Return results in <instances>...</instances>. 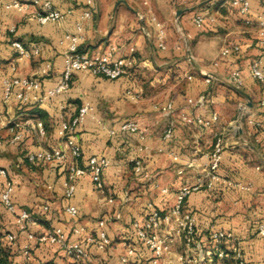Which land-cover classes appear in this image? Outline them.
<instances>
[{
  "label": "crops",
  "instance_id": "obj_1",
  "mask_svg": "<svg viewBox=\"0 0 264 264\" xmlns=\"http://www.w3.org/2000/svg\"><path fill=\"white\" fill-rule=\"evenodd\" d=\"M10 1L0 0V111L4 113L0 123V167H5L15 182L12 198L17 209L28 211L36 221L29 230L42 235L62 228L68 241L80 239L87 244L89 236L98 234V221L107 218L106 230L112 243L106 249L89 243L92 263L125 264L121 256L134 242L132 223L144 220L147 203L152 201L168 211L183 185H194L202 179L203 188L191 193L185 203L195 216L200 238L207 243L214 230L232 232L235 240L228 245L230 257L222 261L236 264L233 248L237 246L248 264H264V236L258 234L259 225L264 223V125L256 128L246 117L244 124L239 125L240 107L247 99L227 84H234L230 76L239 71L243 79L239 88L253 102L252 108L247 107V117L263 121L264 81L251 74L254 61H261L264 67L257 23L247 24L230 0H150L149 5L143 0H95L90 18L85 17L84 0H48L66 16L61 22L46 24L38 20V6L30 5L25 10L8 8ZM263 2L251 0L255 15L261 12ZM179 10L184 12L178 15ZM199 12L206 16L201 29L194 23ZM157 21L166 32L165 48L159 46ZM78 25L82 26L81 31ZM78 34L82 37L80 51L93 54L116 46L117 56L131 55L134 65L129 73L112 80L76 71L70 89L43 104L21 105L15 97L4 100L6 77L37 76L42 79L44 90L55 87L72 43L67 36ZM15 40L39 47L40 54L18 57L12 46ZM234 45L239 49L222 54L224 47ZM47 63L51 70L44 74ZM14 65L16 70L12 69ZM207 73L213 75L210 81ZM129 92L139 94L140 99H132ZM202 95L205 100L200 104ZM170 102V111L158 108ZM86 104L91 109L75 133L82 147L78 164L85 166L93 156L109 159L103 175L105 192L97 191L91 175L86 173L78 178L75 194L67 197L65 182L74 159L58 133L59 118L70 121ZM35 109L48 116L46 134L36 132L15 145L7 144L5 139L13 134V123H24L36 116ZM214 114L219 119L208 128L183 120L185 115L211 118ZM129 120L139 124L145 139L130 132L110 134V129H118ZM169 125L174 133L165 138ZM218 139L223 144L220 180L208 187L207 170ZM54 147L68 153L64 163L33 166L26 159L29 153ZM136 159L142 161V173L134 169ZM69 205L78 209L80 221L67 212ZM75 224L86 228L82 237L72 234ZM0 226L4 234L15 229L21 237H27L19 229L15 215L1 203ZM37 243L34 261L24 255L23 245L27 243L15 247L14 260L35 263L43 259H73L60 245ZM184 249L183 241L176 239L164 264H179ZM149 256V251L138 247L128 264L145 261Z\"/></svg>",
  "mask_w": 264,
  "mask_h": 264
},
{
  "label": "built area",
  "instance_id": "obj_2",
  "mask_svg": "<svg viewBox=\"0 0 264 264\" xmlns=\"http://www.w3.org/2000/svg\"><path fill=\"white\" fill-rule=\"evenodd\" d=\"M87 6L85 17L90 18L94 14L95 0H84ZM150 0H143L145 5H149ZM232 4L236 6L239 13L244 18L247 24L257 23L258 26V41L264 48V2L262 3L261 12L257 15L254 14L251 6V0H232ZM30 5L38 6L41 11L37 15L38 20L42 24L50 22H61L64 20L66 13L57 9L48 0H12L6 4L8 8H15L25 10ZM156 20V19H155ZM206 22L204 13L199 12L194 17L196 27L203 28ZM158 26V41L161 48H165V29L161 22L157 21ZM78 30H82V26L78 25ZM72 43L69 51L65 55L64 69L57 85L51 89L44 90L42 79L37 76L32 77H6L3 81L4 87V100L7 101L15 97L17 101L23 104L34 103L36 105L43 104L47 99L58 94L68 91L71 87V81L76 71H88L97 76L107 79H119L127 75L134 65V59L130 56H117L116 46H110L105 51H99L89 54L79 50V42L81 35H68ZM12 46L16 50L18 57L31 58L38 56L41 49L39 47H28L20 40L12 42ZM238 46H226L222 49L223 55L230 54L233 50H238ZM131 53L134 48H131ZM16 70V66H12ZM51 70V65L46 64L43 73L47 74ZM251 74L255 79L264 81V67L261 61H254L251 65ZM207 80L212 79V75L206 74ZM230 81L236 86L243 85V79L239 71L234 72L230 76ZM134 100L140 99L139 94L132 92L128 93ZM205 96L202 95L198 99V103H203ZM193 102V99H190ZM264 106V101H262ZM162 111H170L173 108L172 102L159 106ZM91 107L86 104L79 110V113L70 121L65 120L62 116L59 118L58 133L64 140V143L69 149L70 155L73 157L74 162L70 166V174L68 180L65 182V194L67 197H72L76 192L77 180L79 177L89 173L92 177L94 188L97 191H103L104 172L109 167L110 161L106 157L93 156L88 159L85 166H80L78 160L82 157V147L76 141V129L81 125ZM240 112L243 117H246L249 124L256 128L264 125L263 121L256 120L253 116L247 117V107L241 105ZM219 116L214 114L211 118H205L200 115H185L183 120L186 124L198 125L200 127L208 128L218 121ZM4 121V113L0 111V123ZM13 134L7 139V144L15 145L19 143L26 135L39 133L46 134L44 122L41 119L30 118L24 123L14 122L12 127ZM130 132L137 134L140 139H145L146 134L140 129L139 124L135 121L129 120L122 123L118 129H110V134L115 135L117 132ZM173 126L169 125L165 131V138L173 136ZM223 144L221 139H218L215 150L211 155L207 176L209 181L208 187H212L215 181L220 180L218 170L222 159ZM68 153L61 147L42 148L37 152L28 154V161L35 164L43 163H64L67 160ZM134 169L136 173L143 172V164L140 159L134 160ZM183 171H180L182 173ZM204 183L202 179H198L194 185H183L176 194L175 204L168 211L159 209L154 202L147 203V213L144 220H136L132 223L134 230V242L127 246L125 253L121 256V261L125 264L130 263L131 259L135 256L138 247L149 251L150 256L146 257L145 261H137L136 264H164V259L171 252L173 242L176 239H181L185 245L184 251L179 255V264H213L216 260H224L230 257V250L228 249L229 242L235 240L232 232L226 230L212 231L205 243L197 234L196 219L194 214L186 209L185 203L187 197L194 191L202 189ZM15 188V182L9 177V172L5 167H0V203L15 215L17 225L21 231L27 233L30 242L36 240L41 243H51L62 246L67 255L75 261L83 262L85 264H92L89 243L96 245L99 249H106L111 245L112 240L106 230V221L99 220V231L96 236H89L82 242L80 239L75 241H68L67 235L62 228H54L51 232L44 233L40 236L32 233L29 226L36 221L33 220L31 214L26 210L19 211L13 201L12 194ZM167 192V189H163ZM113 201V199H110ZM49 208L46 206L45 210ZM67 212L74 217H78L79 211L73 206L67 207ZM86 228L81 224H75L72 229V234L77 237H82ZM258 234L264 236V223L258 227ZM8 243L15 244L17 234L9 232L6 234ZM29 244H25L23 252L25 255L29 254ZM234 258L236 264H248L244 259L238 247L233 248ZM143 259V256H140Z\"/></svg>",
  "mask_w": 264,
  "mask_h": 264
},
{
  "label": "trees",
  "instance_id": "obj_3",
  "mask_svg": "<svg viewBox=\"0 0 264 264\" xmlns=\"http://www.w3.org/2000/svg\"><path fill=\"white\" fill-rule=\"evenodd\" d=\"M35 115H36V119H41L44 122L46 131L48 128V123H47V114L42 111L41 109H35ZM21 142V141H20ZM28 160V155L27 158ZM29 164L31 165H41V164H35V163H31L30 161H28ZM196 231L198 236L200 237V233L196 227ZM11 243H8L6 240V234H4L1 230V226H0V264H85L83 262H79V261H57L56 259H43V260H39L38 262H30V261H26L23 263H17L14 260V253H13V248H12ZM93 264V263H92ZM98 264H104V263H98ZM149 264V263H147Z\"/></svg>",
  "mask_w": 264,
  "mask_h": 264
},
{
  "label": "rangeland",
  "instance_id": "obj_4",
  "mask_svg": "<svg viewBox=\"0 0 264 264\" xmlns=\"http://www.w3.org/2000/svg\"><path fill=\"white\" fill-rule=\"evenodd\" d=\"M231 2H232V0H230ZM29 47V46H28ZM242 105H245V103H243ZM241 113V112H240ZM240 116H241V124L243 125L244 124V121H243V116L240 114ZM36 116H34V117H32L33 119L35 118ZM7 119H9V118H7ZM9 137H7L6 139H5V141H6V143H7V139H8ZM105 189V188H104ZM103 192H105V191H103ZM105 221H106V226H107V223H108V219L107 218H103ZM102 219V220H103ZM76 220H78V221H80V219L79 218H76ZM77 221V222H78ZM76 222V221H75ZM74 222V223H75ZM78 223H80V222H78ZM15 232L16 234H17V240H16V243L15 244H13L12 245V248H13V251H15V253L17 252L16 250H15V247L17 246V247H19V245H20V243H27V244H29V254L28 255H25L26 257H30L32 260L31 261H34V258H35V251H36V249L39 247L38 246V243H37V241L36 240H34V242H30L29 240H28V238L27 237H21L20 235H19V233H17V231L14 229V230H12V231H10V232ZM9 233V232H8ZM7 234V233H6ZM37 236H40V235H38V234H36ZM24 246V245H23ZM72 261H75L74 259H72ZM219 260H216V261H214V263L213 264H217V262H218ZM220 262H222V264H235V262L234 261H222V260H220ZM134 264H136V262L134 263Z\"/></svg>",
  "mask_w": 264,
  "mask_h": 264
},
{
  "label": "water",
  "instance_id": "obj_5",
  "mask_svg": "<svg viewBox=\"0 0 264 264\" xmlns=\"http://www.w3.org/2000/svg\"><path fill=\"white\" fill-rule=\"evenodd\" d=\"M200 6V5H199ZM196 7L192 8V9H195ZM192 9H188V10H192ZM184 12V10H179L177 12L178 15L182 14ZM213 76V75H212ZM229 86H231L234 90H236L237 92H239L240 94H242L246 99H247V103H245V106L246 107H250L252 108L253 107V102H252V99L250 97L249 94H247L245 91H243L242 89H240L238 86L232 84V83H227ZM240 120H241V117L239 119V125H240ZM241 133H242V130H241ZM251 145V144H250ZM251 147L257 151V148L252 146Z\"/></svg>",
  "mask_w": 264,
  "mask_h": 264
}]
</instances>
